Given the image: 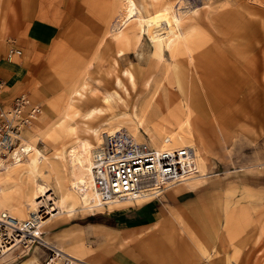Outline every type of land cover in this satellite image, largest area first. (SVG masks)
<instances>
[{
    "label": "crops",
    "instance_id": "1",
    "mask_svg": "<svg viewBox=\"0 0 264 264\" xmlns=\"http://www.w3.org/2000/svg\"><path fill=\"white\" fill-rule=\"evenodd\" d=\"M26 1L31 0H0V106L8 105L14 96L24 94L31 103L41 104L43 109V105L50 106L48 100L61 88L73 85V75L82 69V63L91 57L85 69L94 66L92 60L96 61L104 39L96 46L95 39L87 45L76 38L73 33H76L79 21L71 15L75 10L73 0L66 4L67 14L60 6L38 12L33 2L23 11L21 4ZM209 13L206 11L205 17L211 21ZM216 17L221 21L224 33L226 29L230 33L223 39L226 48L221 52H232V64L221 67L208 63L204 66L196 60L199 68L196 67L192 73L196 81L187 80L188 84L183 83V88L188 89L192 96L200 89L202 83L198 77H201L211 86L216 84L217 88L225 89V92L208 98L197 95L199 101L192 97L195 99L192 103L193 115L204 122H217L219 131L228 132L231 137L236 132L246 131L256 133L250 136L252 139L255 136L264 139V73L257 80L251 79L248 69L243 67L262 64L264 72V43H259V38L264 41L263 20H257L259 26L262 24L260 30L255 27V33L248 34V28L253 30L248 26L252 24L249 22L252 19L248 21L240 6L224 10ZM113 38L118 42L120 40V37ZM190 43L192 46V39ZM11 47L20 49L21 54L8 59L6 53ZM209 50L216 62L217 56L212 55L211 48ZM120 54L118 50L117 56ZM182 55L180 53L177 57L178 67ZM194 63V59L190 65L186 62L193 67ZM189 66L188 71L191 70ZM127 71L136 76L131 70ZM208 71L214 78L205 77ZM61 72L71 77H59ZM192 74H188L186 79ZM114 82L121 84L119 78ZM87 83L84 82L83 86ZM194 87L198 88L194 90ZM101 92L104 93L100 98L90 96L91 104L99 102L104 108L103 101L110 105L112 99H121L117 88ZM72 95L73 92L67 98H70L73 108L77 103ZM210 102H218L219 105L216 107ZM101 106H88L85 108L88 111L86 115H92V111ZM42 113L23 131L22 137H28V130L35 128ZM246 117L259 121L247 123ZM242 120L244 123L240 125ZM105 122L99 121L98 124L107 125ZM196 123L199 126L200 123ZM200 130L203 132L202 128ZM204 138L199 144L201 148L204 147ZM248 157L241 162L228 160L231 162L221 164L241 166L260 163L261 169L264 155L259 160L249 154ZM242 168L232 167L211 174L205 171V177L191 181L189 186L179 182L158 197L141 202L131 200L113 210L104 208L96 213L79 215L73 212L71 216L53 217L40 229V235L47 244L76 255L80 260L76 264H233L235 248L244 245L246 233L253 234L245 229L255 228L259 233L257 223L255 226L252 222L249 224L250 207L257 206L262 200L264 203V169L259 173H241ZM258 219L252 215V221ZM31 251V256L28 254L20 258L17 264L22 261L25 262L23 264H40L47 257V249L40 245H35Z\"/></svg>",
    "mask_w": 264,
    "mask_h": 264
},
{
    "label": "rangeland",
    "instance_id": "2",
    "mask_svg": "<svg viewBox=\"0 0 264 264\" xmlns=\"http://www.w3.org/2000/svg\"><path fill=\"white\" fill-rule=\"evenodd\" d=\"M67 1V3H65ZM71 1V0H70ZM69 0H31L26 1L24 5L21 4L22 10L25 11L30 2L34 4L36 7V11L43 12L47 9H51L54 7H62L64 12L67 14L69 12L68 8L66 10L67 5L70 2ZM77 1V3H76ZM138 3L139 7L142 10L152 11L158 2L164 0H135ZM176 2L177 0H171ZM75 4V10L73 15L74 18H78V28L76 30V38L81 39L84 43L87 44L91 42L93 39L96 41V46L104 39V45L99 49V54L97 56L96 61H93L94 66L90 67L86 70L85 67L89 65L91 61V57L82 63V69L77 71L74 76L73 85L70 87L61 88L60 91L50 97L48 103L50 106L47 108V104L43 105V113L39 118L38 124L33 128H30L28 131L36 132L38 136L41 138L38 141V147L44 149V152L47 154H52L56 149L60 148L62 143L66 145L70 144L72 141L71 136L66 131V128L60 123H58L57 110L60 105H62L63 101H65L73 92L72 97L74 98L77 104L74 105L73 108L69 110L71 114V123L75 126V133L90 139L93 127L98 124L99 121H106L108 126L119 125L122 130H126L127 132H131V125H134L137 122V119L133 117V109H144L148 100L152 101V104L147 108L144 114V123L140 128V135L137 136V140L141 142H149L151 144L150 134L145 130L146 127L150 128V131L153 130L156 132L160 131L161 135L159 137L163 138L167 135L164 130H173L176 127L175 115H182L181 111L184 109V103L182 96L177 92L176 81L174 80V76L172 71L167 70L168 63L170 62V56L167 51L164 52V60L163 58L159 61V56L157 57V53L154 52V46L151 42L149 36L144 33L140 39L136 38V33H132L129 30H125V35L123 38H120L119 42L116 41L113 37H115L114 32L112 30L114 28V24L118 21L117 19L120 17V8L121 4L119 0H73ZM184 4L181 6V10L190 11L194 8H198L196 13L188 12L186 16L187 21L184 23L190 24L193 22L192 19L199 18L197 21V28L192 33V55L195 60V66H189L185 62L186 54L182 55L180 69L182 76V83L184 85L192 82L194 76L193 72L198 67L197 63L202 62L204 66H208V63H212V66L217 64V66L224 67L230 66L232 64V52H221L224 51V37L229 36L225 30H223V25L221 21L216 17L218 13L222 11L234 10L239 6L245 12L247 19L252 23L248 25L253 30H250L248 27V34L255 33V27H258L260 30L262 24H264V0H183ZM23 3V2H21ZM205 3H211L210 6H206ZM67 4V5H66ZM80 5L78 8V12H76L77 5ZM53 5V6H52ZM257 11H256V10ZM206 11L210 12L211 21L208 20L206 16ZM36 12V13H38ZM263 20L262 24L259 26V20ZM215 19V22H214ZM255 20V21H254ZM199 24V25H198ZM216 24V26H215ZM257 30V29H256ZM135 34V36H134ZM264 37V33L262 34ZM261 37V36H260ZM117 39V37H116ZM224 39V40H223ZM229 40V38H227ZM13 40V39H11ZM227 40V41H228ZM14 41V40H13ZM261 41L259 38V43ZM215 46V47H214ZM213 51V56H217V61L215 62L212 59L210 50ZM118 50L122 53L117 56ZM235 54V53H234ZM235 56V55H234ZM95 57V55H94ZM94 59V58H93ZM92 64V63H91ZM187 66L191 68V70H187ZM248 69L247 73L250 75V68L248 66H244ZM199 68V67H198ZM131 70L136 76H134V81L130 80L126 71ZM262 64L260 66V70L258 71L257 77L255 80L263 75ZM188 74H192V76H188ZM196 74V73H194ZM71 77L68 76L67 73L61 72L59 73V77ZM208 78H214V75L208 71V74L205 76ZM67 78V79H69ZM120 79L121 84L117 85L114 81ZM200 83V89L195 94H192L193 97L197 95H201V97L215 94L222 95L225 92V89L217 88V85L211 86L210 83L198 77ZM196 81V79H195ZM84 82L87 83L86 86H83ZM113 83L115 85H113ZM167 84L168 87L171 88L170 94L171 100L169 101V106H165V104H155L160 94L161 88L159 85ZM169 83V84H168ZM85 87V88H84ZM112 87V88H110ZM183 87V86H182ZM117 88L118 96H121V99H112L111 104L107 105L104 101L102 102L105 106L104 108L99 104V102H95V104H91L89 101L90 96L100 98L102 96L101 91H110V89ZM198 87H194V90ZM186 93L189 92L188 89H185ZM92 90V91H91ZM101 90V91H99ZM75 91H77L75 93ZM80 91V92H78ZM156 92L157 95L155 97L152 94ZM199 93V94H198ZM191 94V93H190ZM241 98V97H239ZM198 99L199 98H195ZM211 99V98H210ZM213 100V99H212ZM199 104V103H197ZM227 104V101L223 103ZM97 106L101 107L92 111V115H86V106ZM107 105V106H106ZM201 105V104H199ZM210 105H214L218 107V102H210ZM100 116V117H99ZM259 117V116H258ZM247 123H257L259 119H255L254 117H246ZM131 119V120H130ZM133 119V120H132ZM216 120V118L214 119ZM199 122L200 128L205 133L204 138V155H205V171L206 173H216L217 171H222L224 169L232 168V167H243L241 173H259L262 172L259 168L260 163H255L251 165H235V164H227L223 166L221 163H227L228 160H233L236 162H241L243 159H247L248 154L254 159L261 158L264 155V139L259 137L252 139L250 137L252 134L256 133H247L246 131L236 132L234 137L226 132L219 131L218 123L209 122L207 120L198 119L195 116V122ZM239 122V121H238ZM244 120L240 123L242 125ZM50 124V125H49ZM236 125H239L237 123ZM48 126L51 128L49 132H45ZM162 128V129H161ZM89 135V136H86ZM29 136V135H28ZM27 137V136H26ZM161 138L159 140H161ZM27 140V138H26ZM155 147L153 144H151ZM46 146V147H45ZM229 163L231 161H228ZM262 164V163H261ZM205 177V176H204ZM201 179V178H200ZM48 185L55 189L54 194L57 195V188L54 185L53 179L48 181ZM129 201L128 203H130ZM14 204H17L16 202ZM2 208H5L9 211V213L14 212V210L9 209L5 205H1ZM41 209V208H40ZM24 211L25 208H24ZM29 211V210H27ZM42 211V210H41ZM79 215L85 213H91L90 210H77L75 211ZM74 212V214H75ZM98 211L93 210L92 213H96ZM250 217H248L249 224L252 222L254 226L256 223L259 225V233L255 228L253 229H245L246 232H252L253 234L250 236L249 234L245 235L244 245L240 246V248H235V252L233 254L235 260L231 261L233 264H264V203L263 200L257 206L250 207ZM252 215L256 216L257 220L252 221ZM71 215H58L54 217H66ZM258 217V218H257ZM245 233V231H244ZM49 251L47 252L48 255ZM29 256L32 255V251L28 253ZM27 254V255H28ZM26 257L23 256L21 258ZM13 256L10 255V258L5 261V264H17L18 261L12 262ZM19 260V259H18ZM1 263V261H0Z\"/></svg>",
    "mask_w": 264,
    "mask_h": 264
},
{
    "label": "bare ground",
    "instance_id": "3",
    "mask_svg": "<svg viewBox=\"0 0 264 264\" xmlns=\"http://www.w3.org/2000/svg\"><path fill=\"white\" fill-rule=\"evenodd\" d=\"M119 3L121 4L120 17L114 24L112 33L114 32V35L120 38L125 35L123 33L125 32L124 29L132 33L135 32L138 37L146 33L153 43L154 52L157 53V57L159 56V61L162 58L165 59V51L169 53L170 62L166 65L167 70L172 71L177 92L184 97V109L181 111V116L173 113L176 127L173 130L163 129L162 131L167 132V135L163 138L159 137L161 133L158 130L152 132L148 127L145 130L150 134L151 144L156 149L177 148L178 146L195 148L193 165L197 169V173L181 182L188 185L191 181L203 178L206 175L204 152L199 145L204 134L195 122V116L193 115L195 99L192 98L193 96L189 92L186 93L182 87L181 70L178 67L177 57L180 53L183 55L185 53L187 56L186 62L189 65L193 60L190 41L193 36L192 32L197 28V21L195 20L199 18L192 19L193 22L186 24L187 26H184V23L188 19L186 18L188 12L196 13L198 8L190 11L181 10V6L184 4L183 0L158 2L152 11L142 10L135 0H119ZM205 4L210 6L211 3ZM259 70L260 66L250 68L251 79L257 77ZM127 74L133 80V74L128 71ZM164 84L159 85L161 90L155 104L169 106L171 100L168 99H171L170 94L174 92H171V88L166 83ZM156 95V92L152 94L153 97ZM197 101L199 100L197 99ZM63 102L58 108L56 117H58V123H61L71 136L72 142L70 144L62 143L60 148L50 155L45 153L44 149L38 147V141L41 139L38 134L30 132L27 140L24 137L19 139L20 143L14 147L13 152L10 153L11 155L7 159H0V206L5 205L14 210L11 215L15 218L24 219L33 213L38 216L40 224L34 232L35 236H38L40 229L46 226L54 216L71 215L77 210V207H79V210L86 209L92 213L93 210L102 211L104 208L113 210L114 207L131 201V199L124 198L103 204L98 191L94 188L93 150L102 141L104 134L110 135L115 131L122 130L119 127L120 124L112 126L95 125L90 135L93 141H90V139L75 133V126L71 123L69 112V108H72L73 105L70 103V98ZM150 104H152V101L148 100L144 109L140 111L133 109L132 114L137 122L130 126L131 132L124 131L135 138L140 135V128L144 123L143 116ZM196 109L198 110L197 107ZM50 127L48 126L45 132H49ZM32 130L34 129L32 128ZM160 138L161 140H159ZM165 140H169L168 143ZM50 179L54 181L57 195L54 194L55 189L48 185ZM143 200L146 199H138L137 201L141 202ZM15 202L17 204H14ZM24 208L26 211H24ZM44 209L46 219L38 213ZM52 247L59 254L63 253L68 256L71 264L80 262L73 253L65 252L55 246ZM10 255V253L2 255L0 258L1 263L7 261ZM23 263L25 262L22 261L20 264Z\"/></svg>",
    "mask_w": 264,
    "mask_h": 264
},
{
    "label": "built area",
    "instance_id": "4",
    "mask_svg": "<svg viewBox=\"0 0 264 264\" xmlns=\"http://www.w3.org/2000/svg\"><path fill=\"white\" fill-rule=\"evenodd\" d=\"M21 50L11 47L6 56L12 59ZM42 113L41 104L31 103L24 94L16 95L6 106H0V159L9 157L20 142L22 133ZM93 150L92 168L94 188L103 204L115 199H147L158 197L163 191L197 173L193 165L195 148L156 149L149 142L138 141L124 130L104 134ZM169 140H165L168 143ZM264 169V164L261 165ZM46 219L45 209L38 212ZM40 218L34 213L24 219L15 218L0 206V258L6 253L12 262L27 255L35 245L49 251L40 264H71L69 257L59 254L47 244L39 228ZM5 264V261L0 263Z\"/></svg>",
    "mask_w": 264,
    "mask_h": 264
},
{
    "label": "trees",
    "instance_id": "5",
    "mask_svg": "<svg viewBox=\"0 0 264 264\" xmlns=\"http://www.w3.org/2000/svg\"><path fill=\"white\" fill-rule=\"evenodd\" d=\"M93 220H97V218L96 219H93Z\"/></svg>",
    "mask_w": 264,
    "mask_h": 264
}]
</instances>
